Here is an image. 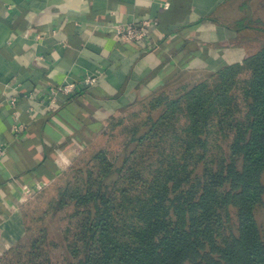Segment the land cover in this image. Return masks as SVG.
Returning <instances> with one entry per match:
<instances>
[{"label":"trees","instance_id":"1","mask_svg":"<svg viewBox=\"0 0 264 264\" xmlns=\"http://www.w3.org/2000/svg\"><path fill=\"white\" fill-rule=\"evenodd\" d=\"M207 19L243 39L253 32L256 50L196 82L186 79V67L202 52L179 56L162 85L142 89L131 106L111 116L104 134L121 130L140 110L146 114L115 157L101 150L93 155L102 168L92 185L66 186L53 204L59 211L69 196L84 208L77 264H264V223L258 219L264 204V15L254 18L249 10L232 23ZM215 126L224 145L222 151L216 145L211 158ZM155 137L167 145L152 175L138 192L125 186L117 195L137 149Z\"/></svg>","mask_w":264,"mask_h":264},{"label":"crops","instance_id":"2","mask_svg":"<svg viewBox=\"0 0 264 264\" xmlns=\"http://www.w3.org/2000/svg\"><path fill=\"white\" fill-rule=\"evenodd\" d=\"M255 2L264 9V0ZM233 5L234 0H0V144L6 146L0 158V250L24 235L21 197L27 187L57 179L80 148L104 134L111 116L131 106L142 89L164 83L177 57L202 52L186 69L212 71L242 62L250 47L257 48L255 34L248 46L237 45L235 30L207 19L227 23ZM137 19L156 20L149 41L117 40L115 26ZM86 75L99 80L71 97L58 96L49 107L45 90ZM35 90L37 97H29ZM13 96L20 98V132L8 104Z\"/></svg>","mask_w":264,"mask_h":264},{"label":"rangeland","instance_id":"3","mask_svg":"<svg viewBox=\"0 0 264 264\" xmlns=\"http://www.w3.org/2000/svg\"><path fill=\"white\" fill-rule=\"evenodd\" d=\"M255 1L234 0V5L231 9L233 19L231 20L228 17L225 21L232 23L249 10L254 12V18L259 16V14L264 15L263 8H260V4L257 5ZM242 5L245 6L242 8ZM229 6H231V3ZM252 34L254 33L244 32V39L243 37H236V42L234 43L237 45L241 44L244 47L248 46V43L254 40V38L251 39ZM253 42L258 43L256 41ZM253 42L250 44L253 45ZM249 50L254 52L256 47H250ZM207 73H209V70H187L185 77L191 82H196L201 80ZM145 116L146 114L143 110H140L137 115H131L126 118L121 130L105 133L95 139L92 144L84 145L83 148H80L81 151L76 160L71 165L62 167L60 176L54 181H37L33 187H27L24 196L21 197L23 202L21 213L25 227L24 235L14 245L0 250V264H77L78 255L74 251V247L78 244L77 241L80 238L78 232L86 213L83 211L84 208H77L69 196L66 199L67 204L59 211L54 210L53 204L66 186L72 191L80 187L85 189L87 180L92 185L93 183L91 182L99 176L96 173L99 172L98 167L102 168V166L97 165L96 160H93V155L101 150L109 158L115 157L122 151L124 144L129 139V129L137 122L144 120ZM212 133L211 158H213L215 152L214 147L219 145L221 147L220 151H222L224 145L222 139H218L219 131L217 126H215V130ZM164 140L159 141V138L155 137L152 139V144H149L150 141H148L146 147L140 150L137 149L132 163L126 171V177L124 178V176L120 175L122 177L119 178L118 185L115 187L117 195H121V189L125 188V186L133 192L139 191L140 186L143 184L142 180L152 175L151 170L154 169L155 164L164 152L162 146L164 144L167 145ZM158 142L161 145H158ZM75 164L82 165L80 167L81 171L71 173L69 170ZM114 180L115 178H112L111 182ZM120 200L121 197L115 198V205L119 210L121 209V206L118 205ZM117 219L121 222L124 217L121 214ZM258 219L261 224L264 223V204L258 211Z\"/></svg>","mask_w":264,"mask_h":264},{"label":"built area","instance_id":"4","mask_svg":"<svg viewBox=\"0 0 264 264\" xmlns=\"http://www.w3.org/2000/svg\"><path fill=\"white\" fill-rule=\"evenodd\" d=\"M156 20L152 19H137L133 22H127L122 24H117L115 26V37L119 41L135 42L138 44L147 43L151 37L152 29L156 24ZM99 80L98 76L86 75L80 81H69L57 85L50 86L45 90L46 96H48L49 107L54 108L58 96L63 95L71 97L79 92V88L89 87L95 85ZM38 91H32L29 93V97L36 98ZM19 96H13L8 104L14 109V115L16 118V123L14 124V129L17 132L22 131L24 124L19 120V116L16 112V107L19 104ZM6 148L5 144H0V158Z\"/></svg>","mask_w":264,"mask_h":264}]
</instances>
